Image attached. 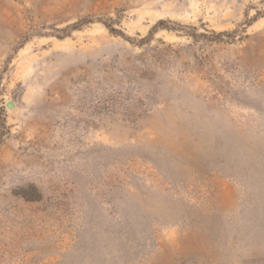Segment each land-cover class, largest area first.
<instances>
[{"label": "rangeland", "instance_id": "374dc122", "mask_svg": "<svg viewBox=\"0 0 264 264\" xmlns=\"http://www.w3.org/2000/svg\"><path fill=\"white\" fill-rule=\"evenodd\" d=\"M0 124V264H264V0H0Z\"/></svg>", "mask_w": 264, "mask_h": 264}, {"label": "water", "instance_id": "95a60500", "mask_svg": "<svg viewBox=\"0 0 264 264\" xmlns=\"http://www.w3.org/2000/svg\"><path fill=\"white\" fill-rule=\"evenodd\" d=\"M13 105H14V103H13L12 101H8V102L5 103V106H6L7 108H12Z\"/></svg>", "mask_w": 264, "mask_h": 264}, {"label": "trees", "instance_id": "16d2710c", "mask_svg": "<svg viewBox=\"0 0 264 264\" xmlns=\"http://www.w3.org/2000/svg\"><path fill=\"white\" fill-rule=\"evenodd\" d=\"M156 27H158V26L155 25L154 28H156ZM216 39H218V38H216ZM219 39H220V38H219ZM217 41H220V40H217ZM0 125H1V124H0Z\"/></svg>", "mask_w": 264, "mask_h": 264}]
</instances>
